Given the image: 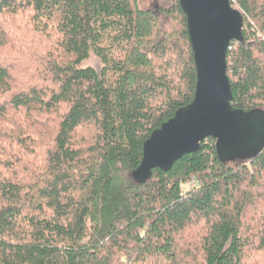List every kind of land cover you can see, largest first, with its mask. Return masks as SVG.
<instances>
[{"label": "trees", "instance_id": "1", "mask_svg": "<svg viewBox=\"0 0 264 264\" xmlns=\"http://www.w3.org/2000/svg\"><path fill=\"white\" fill-rule=\"evenodd\" d=\"M231 5V105L264 109V0ZM195 86L180 0H0V264H264V149L133 175Z\"/></svg>", "mask_w": 264, "mask_h": 264}, {"label": "water", "instance_id": "2", "mask_svg": "<svg viewBox=\"0 0 264 264\" xmlns=\"http://www.w3.org/2000/svg\"><path fill=\"white\" fill-rule=\"evenodd\" d=\"M180 6L196 69L194 98L144 142L133 174L138 181L154 169L169 171L183 155L198 152L206 138L214 139L221 162L264 149V109L233 108L226 74L230 43L243 41V14L231 0H180Z\"/></svg>", "mask_w": 264, "mask_h": 264}, {"label": "rangeland", "instance_id": "3", "mask_svg": "<svg viewBox=\"0 0 264 264\" xmlns=\"http://www.w3.org/2000/svg\"><path fill=\"white\" fill-rule=\"evenodd\" d=\"M236 7V6H235ZM237 8V7H236ZM85 66H91L93 67L94 69H96L97 71L100 70L101 68V63L100 61L94 57V56H91L87 61H85L84 63ZM195 181V180H194ZM185 190L187 189H191V188H188V184L184 187Z\"/></svg>", "mask_w": 264, "mask_h": 264}, {"label": "built area", "instance_id": "4", "mask_svg": "<svg viewBox=\"0 0 264 264\" xmlns=\"http://www.w3.org/2000/svg\"><path fill=\"white\" fill-rule=\"evenodd\" d=\"M187 184H188V188H193L195 186V181L191 179Z\"/></svg>", "mask_w": 264, "mask_h": 264}]
</instances>
